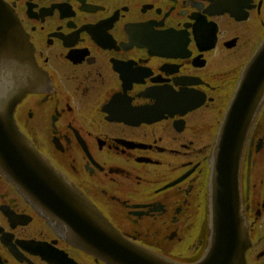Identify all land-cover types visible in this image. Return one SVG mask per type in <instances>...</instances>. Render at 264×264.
Wrapping results in <instances>:
<instances>
[{
    "label": "flooded vegetation",
    "instance_id": "obj_1",
    "mask_svg": "<svg viewBox=\"0 0 264 264\" xmlns=\"http://www.w3.org/2000/svg\"><path fill=\"white\" fill-rule=\"evenodd\" d=\"M1 1L35 70L0 59L5 107L21 88L19 133L124 241L199 261L211 236V154L264 41V0ZM243 144L245 264H264V101ZM61 227L0 169V264H108Z\"/></svg>",
    "mask_w": 264,
    "mask_h": 264
},
{
    "label": "water",
    "instance_id": "obj_2",
    "mask_svg": "<svg viewBox=\"0 0 264 264\" xmlns=\"http://www.w3.org/2000/svg\"><path fill=\"white\" fill-rule=\"evenodd\" d=\"M27 42L16 14L0 0V59L25 65V73H34ZM247 63L211 154V236L204 255L194 264H245L249 240L239 194L240 161L243 143L264 101V41ZM20 92L21 88L10 94L6 107L0 94V169L5 176L40 204L54 224L63 226L71 243L108 264H180L124 241L87 200L62 182L13 125L11 114Z\"/></svg>",
    "mask_w": 264,
    "mask_h": 264
}]
</instances>
